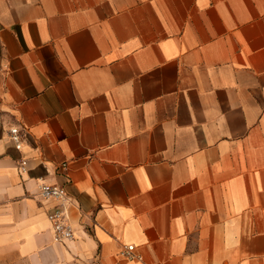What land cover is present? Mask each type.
<instances>
[{
  "label": "crops",
  "instance_id": "obj_1",
  "mask_svg": "<svg viewBox=\"0 0 264 264\" xmlns=\"http://www.w3.org/2000/svg\"><path fill=\"white\" fill-rule=\"evenodd\" d=\"M0 264H264V0H0Z\"/></svg>",
  "mask_w": 264,
  "mask_h": 264
},
{
  "label": "built area",
  "instance_id": "obj_2",
  "mask_svg": "<svg viewBox=\"0 0 264 264\" xmlns=\"http://www.w3.org/2000/svg\"><path fill=\"white\" fill-rule=\"evenodd\" d=\"M10 138L14 142L17 149H21L23 139L21 131L18 127H12L9 131ZM25 162L22 161V169ZM39 194L46 200L56 201V207L51 210L48 215V221L53 229L54 240L56 242H66L72 240L75 236L74 227L69 216V208L73 204V200L63 186L41 183L39 185ZM135 246L127 245L123 255L127 258H134ZM140 258V256H137Z\"/></svg>",
  "mask_w": 264,
  "mask_h": 264
}]
</instances>
